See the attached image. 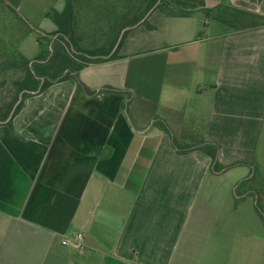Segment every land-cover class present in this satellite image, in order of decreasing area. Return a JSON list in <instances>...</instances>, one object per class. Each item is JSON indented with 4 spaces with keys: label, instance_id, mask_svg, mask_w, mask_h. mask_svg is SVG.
<instances>
[{
    "label": "crops",
    "instance_id": "obj_1",
    "mask_svg": "<svg viewBox=\"0 0 264 264\" xmlns=\"http://www.w3.org/2000/svg\"><path fill=\"white\" fill-rule=\"evenodd\" d=\"M0 1L101 61L0 124V264H264V0Z\"/></svg>",
    "mask_w": 264,
    "mask_h": 264
},
{
    "label": "rangeland",
    "instance_id": "obj_2",
    "mask_svg": "<svg viewBox=\"0 0 264 264\" xmlns=\"http://www.w3.org/2000/svg\"><path fill=\"white\" fill-rule=\"evenodd\" d=\"M178 1V2H177ZM189 2L188 6L179 5L178 3ZM127 4L131 7L135 6V9H201L197 7L196 3L188 0H127ZM133 4V5H132ZM1 7H6L3 2L0 1ZM130 7V8H131ZM48 8V0H40V11ZM26 9H0V50L7 53V55L0 56V117L7 111L8 107L13 102L20 103L22 100L21 86L29 75V71L33 72L36 60L41 57L49 59L51 53L54 50L57 52L59 49L63 51L70 59L75 54L72 53L70 46L65 43L56 46H49L50 35H47L46 30L42 27H38L42 22L41 19H27L25 14ZM194 15H200L202 17V26L207 17L206 13L202 11H194ZM218 14H214L210 18V23L214 22L220 25L219 29L228 28L225 25H221L218 20ZM237 21L231 20L230 24H236ZM35 41H39L40 48L36 46ZM24 48V49H23ZM40 49L36 59L32 60V56L29 55L31 49ZM23 49V52L21 51ZM22 52L23 54H21ZM77 62L78 64L81 63ZM159 57L148 56L141 58L140 60H133L132 65H139L142 67L144 64L159 67ZM138 67V66H137ZM143 70V68H141ZM64 76V75H63ZM135 86L138 90L143 89V86H148L152 90H155L159 86V81L155 75V72L151 71L149 77H144V74L134 78ZM156 87V88H155ZM128 99V98H127ZM15 103V104H16ZM15 106V105H14ZM14 106L10 114L14 109ZM252 180L248 184L254 182ZM244 186V184H243ZM236 193H240V190H236ZM251 197H247L249 199ZM253 200V199H252ZM243 201V214H247L248 206L244 205ZM75 232L73 229L71 230Z\"/></svg>",
    "mask_w": 264,
    "mask_h": 264
},
{
    "label": "trees",
    "instance_id": "obj_3",
    "mask_svg": "<svg viewBox=\"0 0 264 264\" xmlns=\"http://www.w3.org/2000/svg\"><path fill=\"white\" fill-rule=\"evenodd\" d=\"M153 1V0H152ZM178 2V1H177ZM179 5H185V3H178ZM53 20H56L58 16L54 13L51 15ZM64 40L62 37H60ZM92 53H87L85 56H80L81 63H77L70 59L63 51L60 49L56 52L51 53V57L46 59V57H41L36 60L33 72L29 71L26 80L21 86L22 100L32 96L36 92H42L54 82H61L66 80L68 76H63L65 69H71L72 71H78L82 69L87 64L98 63L101 61L91 60ZM104 62V61H103ZM21 100V101H22ZM16 101L8 107L7 111L0 117V124L5 123L8 119L10 112L15 105ZM21 107V102L15 107L13 115L19 111ZM6 126H11L10 122L5 124ZM207 154L211 157L212 161L215 162L217 159L218 147L216 145H207L205 147Z\"/></svg>",
    "mask_w": 264,
    "mask_h": 264
},
{
    "label": "water",
    "instance_id": "obj_4",
    "mask_svg": "<svg viewBox=\"0 0 264 264\" xmlns=\"http://www.w3.org/2000/svg\"><path fill=\"white\" fill-rule=\"evenodd\" d=\"M17 105H18V103L15 104L14 109H15V107H16ZM14 109H13V111H14ZM12 114H13V112L9 115L8 120L10 119V117L12 116Z\"/></svg>",
    "mask_w": 264,
    "mask_h": 264
},
{
    "label": "built area",
    "instance_id": "obj_5",
    "mask_svg": "<svg viewBox=\"0 0 264 264\" xmlns=\"http://www.w3.org/2000/svg\"><path fill=\"white\" fill-rule=\"evenodd\" d=\"M81 236L80 235H78V238H80ZM63 245H65V243H63Z\"/></svg>",
    "mask_w": 264,
    "mask_h": 264
}]
</instances>
